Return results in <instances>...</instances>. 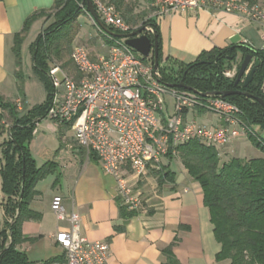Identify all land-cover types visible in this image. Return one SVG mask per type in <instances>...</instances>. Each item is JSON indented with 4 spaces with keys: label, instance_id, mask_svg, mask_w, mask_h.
<instances>
[{
    "label": "trees",
    "instance_id": "16d2710c",
    "mask_svg": "<svg viewBox=\"0 0 264 264\" xmlns=\"http://www.w3.org/2000/svg\"><path fill=\"white\" fill-rule=\"evenodd\" d=\"M141 1L144 0H102L115 9L130 27L129 31L141 26L150 29L146 30L145 34L151 42L154 37L156 39L157 70L164 85L178 84L182 80L185 87L201 94L244 91L264 103V50L230 46L221 50L201 52L195 61L186 65L169 60L166 61L170 63L162 65L159 28L152 15L143 11L136 12ZM246 1L257 3L256 0ZM144 3L150 6V1L145 0ZM80 4L81 0L54 1L50 9L53 13V24L39 33L29 47L32 70L47 94L45 102L24 113L19 111L16 102L0 96V137L6 134L0 141V264H31L27 254L19 247L36 239L25 237L22 233L24 222L41 218L40 213L29 207L37 194L35 186L50 175L54 176L53 186L59 185L60 182L58 165L54 161H47L38 167L29 151V143L37 124L46 117L52 100L53 87L48 76L50 65L55 64V59L63 61L68 58L61 64L63 69L71 63L72 25L86 12L84 7H79ZM44 13L39 12L27 18L22 31L14 35L12 52L16 65L15 78L18 81L17 93L21 103V44L32 22ZM107 28L114 31L110 27ZM101 35L104 43L110 46L112 41L109 37L103 33ZM246 55H250L253 61H258L259 65L251 82L242 88L241 83L234 86L236 73L231 78L226 77L225 73L231 71L234 66L238 70ZM143 60L153 62V56ZM168 65L177 68V78L170 75ZM223 99L240 109L239 118L242 123L249 127L257 126L260 131H264V109L258 102L240 94ZM199 113L204 112L199 110ZM247 139L264 153V139L260 134L248 135ZM175 151L188 177L198 183L202 190L203 205L208 209L214 238L220 244V251L215 256L216 261L229 260L230 264H264V156L252 159L232 157L220 162L219 151L203 145L198 140L179 145L175 147ZM89 154L91 159L97 160L93 153ZM167 157L172 158L171 153ZM151 174L157 178L158 183L174 182L175 173L170 170L169 165L161 164L159 170L151 171ZM118 203L120 217L124 223L137 215L138 212L129 211L119 200ZM122 229L114 227L116 232ZM177 241L175 238L169 246L161 250L165 259L163 264H180L172 252ZM52 261L55 259L46 263Z\"/></svg>",
    "mask_w": 264,
    "mask_h": 264
},
{
    "label": "crops",
    "instance_id": "0c3cea01",
    "mask_svg": "<svg viewBox=\"0 0 264 264\" xmlns=\"http://www.w3.org/2000/svg\"><path fill=\"white\" fill-rule=\"evenodd\" d=\"M54 1L0 0V96L19 102L20 112L23 109L17 96L12 52L14 35L22 31L27 18L48 12ZM41 20L42 17H38L30 25L21 52L34 42L36 37L32 39L31 35L37 25H41ZM157 25L162 65L169 61L186 65L195 61L201 52L230 46L264 50L262 24L221 10L198 9L186 14H168ZM66 129V126L44 118L37 124L29 143V151L38 167L54 161L61 173L57 186L52 185L53 175L36 184L37 194L29 207L40 213L41 218L22 224L23 235L36 238L34 242L19 247L31 264L64 258V251L52 238L57 230L67 226L56 220L51 209L55 196L62 198L68 211L79 215L83 237L108 242L109 264H163L165 259L161 250L175 238L178 241L172 252L180 264H230L229 260L215 259L220 244L214 238L209 212L203 205L202 190L188 177L184 168L179 175L173 171V183H158L151 174L155 171L153 169L140 178L128 175V182L136 193L144 196L149 209L138 211L135 217L124 223L119 213L115 179L101 170L97 160L91 159V152L69 143ZM72 140L75 142L74 136ZM237 140L227 146V154L236 150ZM166 165L170 168L169 163ZM143 181L147 183L142 184ZM114 227L123 229L116 232Z\"/></svg>",
    "mask_w": 264,
    "mask_h": 264
},
{
    "label": "built area",
    "instance_id": "2783aa9c",
    "mask_svg": "<svg viewBox=\"0 0 264 264\" xmlns=\"http://www.w3.org/2000/svg\"><path fill=\"white\" fill-rule=\"evenodd\" d=\"M91 1L106 27L114 33L130 32L112 6L101 0ZM148 1L156 24L168 14L215 9L264 26V6L246 0ZM109 39L112 44L105 55L91 57L84 47L73 48L70 60L75 76L57 64L50 65L53 96L45 118L56 125L69 126L76 145L93 153L101 170L115 179L116 197L129 211H140L142 200L127 176L140 178L150 169L157 170L164 157L176 154L175 147L198 140L219 150L242 136L260 134L259 127L240 121V109L234 104L219 96L201 97L168 88L161 82L158 70H153V62L144 61L124 40ZM233 72L227 71L225 76L231 78ZM166 96L174 101L171 113ZM16 105L20 109L19 102ZM194 110L213 113L219 122L212 128L199 125L187 118ZM51 209L57 221L67 224L52 235L64 251V258L37 264H109L108 242L83 237L79 215L68 211L60 196L52 199Z\"/></svg>",
    "mask_w": 264,
    "mask_h": 264
},
{
    "label": "rangeland",
    "instance_id": "374dc122",
    "mask_svg": "<svg viewBox=\"0 0 264 264\" xmlns=\"http://www.w3.org/2000/svg\"><path fill=\"white\" fill-rule=\"evenodd\" d=\"M256 2L264 6V0H256ZM150 8L151 7L148 6L146 3H144V1H141V3L136 8L137 9L136 12L143 11V12L148 13L149 15H152V10ZM51 12L52 10H49L48 12L44 13V15L42 16L41 25H37V27L32 32V35H31L32 39L34 37L37 38L38 33H41L43 30H45L46 28H48L49 26L53 24L54 19L52 17L53 13ZM101 33L102 32L96 27V25L93 23L91 18L87 15V12L82 13L76 19V21L73 22V25H72V30H71L70 35L73 36V39L70 45V54L74 47L82 46L89 52L91 57H96L98 55H105L109 46L104 43V40H103L104 38L102 37ZM67 59L68 58H66L63 61H58L55 59L56 61L53 60V62L57 64L58 66H60V68H62L61 64L67 61ZM168 67H170V69H168V72L170 73V75L173 76L174 78H177L178 76L177 68L172 65H168ZM63 70L66 71V73L71 76H75L76 74L74 67L72 66L71 63L67 65ZM236 71L237 70L235 68L232 77L235 75ZM21 74H22L21 85H22V90H23V98H22L21 107L23 109V112L26 113L29 110H31L33 107L43 104L47 96L43 84L41 83L39 78L34 74L32 70L29 47L28 49H26L25 52H21ZM16 90H17V86H16ZM17 96L19 97L18 93H17ZM165 99L168 104L167 110L169 113H171L173 110L174 101L169 96H166ZM187 118L189 120L194 119L199 125H204L208 128H212L214 125H216L219 122L217 115L213 113L201 114L197 110H194L193 112L188 113ZM259 133L264 139V131H260ZM65 134L69 138V143H73L76 147H78L76 143L72 140L73 131L69 127H67ZM5 136H6L5 133L2 134V138H4ZM48 139L51 142V139L50 138ZM236 142H237L236 150H233L232 153L231 152L229 154L226 153V151H228L227 150V148L229 147L228 145L218 150L220 153L219 155L220 162L229 159V156L236 157V158L241 157V158H246V159L259 158V157L264 156V153L260 151L258 148H256L254 145H252V143L247 138H244L242 136ZM161 163L163 165H166L169 163L170 169L174 171L177 175L180 174L183 168L177 154L173 155L172 158L170 159L168 157H164ZM159 168L157 170H159ZM144 183H147V181L142 182V184ZM140 198L142 200V208L140 211L141 212L143 210L148 211L149 208L147 207L144 196H140Z\"/></svg>",
    "mask_w": 264,
    "mask_h": 264
},
{
    "label": "water",
    "instance_id": "95a60500",
    "mask_svg": "<svg viewBox=\"0 0 264 264\" xmlns=\"http://www.w3.org/2000/svg\"><path fill=\"white\" fill-rule=\"evenodd\" d=\"M79 7L81 8L84 7L85 11L87 12V15L91 18V20L96 25V27L106 36L124 40L125 45L132 48L134 51H136L138 54H140L144 58H149L150 56H153V70L154 71L157 70V67H158L157 42H156L155 37H154L153 42H151L148 36L145 34V31L147 29L146 26H141L140 28L132 30L126 34L114 33L113 31L109 30L101 22V20L96 14V11L94 9V6L91 0H81V4ZM258 65H259L258 61H253L250 55H246L242 59L240 66L236 72L234 86H237L238 83H241V87L245 88L251 82ZM166 86L170 89H177V88L184 89L186 91L192 92L201 97L219 96V97L224 98V97H227L233 94H240L248 98L254 99L264 109V103L261 99L253 97L244 91L233 90V91H226V92H211V93L201 94L190 88L185 87L183 85L182 80L178 84L166 85Z\"/></svg>",
    "mask_w": 264,
    "mask_h": 264
}]
</instances>
